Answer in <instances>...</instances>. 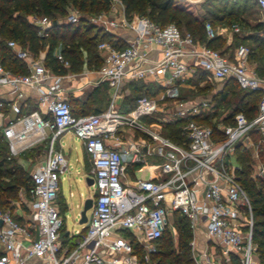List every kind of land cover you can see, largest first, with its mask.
I'll return each mask as SVG.
<instances>
[{"label": "built area", "instance_id": "2783aa9c", "mask_svg": "<svg viewBox=\"0 0 264 264\" xmlns=\"http://www.w3.org/2000/svg\"><path fill=\"white\" fill-rule=\"evenodd\" d=\"M253 2L261 26L248 34L264 40V0ZM109 3L107 11L87 17L89 23L112 37L111 43L96 45L101 63L94 70V82L105 84L112 93L108 106L100 112L74 116L61 96V77L44 86L48 74L41 61L16 42H7L27 68L26 74H12L0 64V85L16 92L11 111L19 113L20 87L26 86L38 91V103L46 114L43 117L31 111L2 128L9 155L14 156L18 144L32 134L39 140L47 130L51 142L45 159L30 174L28 216L18 222L8 209L0 207V264H150L149 255L155 252L157 240L169 228L175 211L186 218L193 238L195 228L200 227L206 241L220 248L222 264H230L231 257L238 264H258L251 241L249 200L238 183L235 171L239 167L229 159L233 158L235 143H244L250 131L264 136V80L248 70V48L237 45L230 59L199 44L174 24L160 26L136 15L126 19L120 0ZM69 12L65 22L76 23L78 13ZM32 23L42 36L52 22L39 17ZM225 30L219 27L216 32L209 23L204 24L207 40ZM230 30L234 35L242 34L236 23ZM123 32L129 35L123 36ZM56 59L68 67L59 53ZM196 68L209 80L232 79L242 89L260 91L255 116L248 120L242 113L234 114L231 124L221 125L218 138L212 129L197 124L196 118L210 104L203 99L179 98L180 88L192 79ZM136 81L155 83L158 91L153 96L138 97L128 112H118L113 99L122 93L124 85ZM143 118L153 121L147 123ZM177 121L182 122L184 134L179 144L160 132L163 124ZM66 131L81 141L89 158L87 177L92 180L93 195L82 230L74 235L65 232L62 237L63 218L56 198L58 176L67 170V161L63 152L52 148V141ZM148 158L154 162L146 164ZM251 158L254 167L250 176L264 180V167L257 154ZM128 164L145 165L153 174L125 182ZM135 245L142 256L135 254ZM207 250L205 245L193 257L194 264H215Z\"/></svg>", "mask_w": 264, "mask_h": 264}, {"label": "trees", "instance_id": "16d2710c", "mask_svg": "<svg viewBox=\"0 0 264 264\" xmlns=\"http://www.w3.org/2000/svg\"><path fill=\"white\" fill-rule=\"evenodd\" d=\"M124 7V16L130 19L132 16H145L154 23L164 26L166 24H174L178 29L188 32L192 38L200 43H204L208 47L220 42L217 36L212 39H206L204 33V24L208 23L203 15H198L192 10V5L184 0H120ZM221 1V0H219ZM110 0H0V64L2 67L12 74H26L27 68L25 63L16 58L12 50L7 46L8 41L16 42L21 49L25 50L31 57L35 58L39 51L45 50L43 64L52 73L63 75L64 67L56 59L55 52L58 51L61 57L68 62L67 69L71 72L80 71L84 63L87 69H97L101 63L100 57L96 51V45L102 41H111L112 37L103 32L101 28L89 23L87 17L97 12H105L110 7ZM209 2H217V0H209ZM227 2L224 1V4ZM254 6L253 0H250ZM255 7V6H254ZM245 9V7H243ZM68 10H75L79 15L76 23H66L64 20ZM220 8H218V12ZM222 15L210 13L208 10L205 14L210 18L209 24L213 27L239 24L241 19L238 11L231 9L227 12L221 10ZM46 17L50 21H57L55 25H51L42 36L37 34V28L27 21V17ZM247 24V23H246ZM240 25V24H239ZM246 26L245 24H242ZM261 24L252 25L253 31H257ZM234 41L239 43L250 42L251 47L260 50V56L257 58L254 52H250L249 56L263 60L264 40L256 34L246 37L234 36ZM236 45V46H237ZM235 46V47H236ZM227 49V47H225ZM249 48V47H248ZM252 48V49H253ZM219 50L221 54L226 51ZM249 50V49H248ZM83 53V54H82ZM259 75L264 74V68L255 67ZM204 73L200 72L199 80L204 79ZM217 82L207 80L200 88L206 90L216 86ZM211 86V87H209ZM128 87L134 93V102L141 96H149L153 93L152 86L142 85L139 82H129ZM154 87V86H153ZM199 88V87H198ZM197 89V88H195ZM243 90L237 99L236 108L231 115H228L222 122L224 124L232 123V116L236 113H242L248 120L253 118L257 111V104L261 96V92L257 90L242 89L234 80H228L219 89L213 93L215 106L224 101L227 95L236 93V90ZM158 90V88H157ZM185 92L180 89L179 98L186 99ZM131 99L124 98L123 103L129 102ZM257 103V104H256ZM256 104V105H255ZM123 105V104H122ZM124 106V105H123ZM122 107V106H121ZM72 113V110H71ZM97 113V112H95ZM18 115H21L19 113ZM181 121L165 124L168 133L165 134L174 143L184 141V134L181 130ZM258 133L250 131L249 134ZM251 154L249 150L238 142L233 148V160L238 165L235 171L238 177V183L244 189L250 204L251 210V241L255 245V255L259 264H264V180L260 178H252L251 175ZM9 155L7 142L0 132V207L6 208L9 198H16L18 189L27 190L30 185V176L26 181L21 180L22 168L13 162ZM15 163V164H14ZM264 167V161H263ZM173 228L177 233L178 242L175 248L170 244L168 229H165L156 243V250L151 259L154 264H193L189 255L187 239L190 238V228L186 218L175 211L172 213ZM61 236H63L60 231ZM134 249L139 253L140 248L135 245ZM167 259V262L165 261ZM230 264H238L231 257Z\"/></svg>", "mask_w": 264, "mask_h": 264}, {"label": "crops", "instance_id": "0c3cea01", "mask_svg": "<svg viewBox=\"0 0 264 264\" xmlns=\"http://www.w3.org/2000/svg\"><path fill=\"white\" fill-rule=\"evenodd\" d=\"M73 11H75V10H73ZM34 18L35 17L28 16L26 19L29 23H31L33 25L32 22L34 21ZM61 21L65 22V20H61V19H59L58 22L57 21L56 22L60 23ZM56 22H55V24H56ZM257 23H259V18L256 19V22H254L252 25H255ZM51 25H53V24L51 23ZM248 27L246 26V29H248L247 31H244L243 29H241L242 27H240L242 34L238 35V37L242 38V37L249 36L248 32L253 31V29H251L252 26H250V29ZM122 35L127 36V35H129V33L123 32ZM223 36L226 37L225 38V47H227L224 54L226 56H228L230 59H232V53H233L234 47L231 49L230 46L233 43L231 41L234 38V36L230 35V33H228V32H223L220 37H223ZM230 42H231V44H230ZM198 43L204 44V43H200V42H198ZM239 44H242V43H239ZM242 45H244V44H242ZM45 50L46 49L39 51L38 54L35 56V59L41 61L42 64H43V58L45 55ZM57 53H59V52L56 51L55 54H57ZM248 59L249 58L247 56V62H248ZM187 64L191 65L192 63L190 61H188ZM43 66H44V64H43ZM44 68L47 70V74H48V78L45 80L44 86H48L49 84H51L53 82V80L55 79V77H57V76L61 77V79L59 81L60 88H61V96L70 105V108L72 110V114L74 116L100 112L108 106L110 99L112 98L111 90H109L106 87V85L103 83L102 84H95L94 81L96 79V76H95L94 69H87L84 63L82 64L80 71L71 72L66 68L65 73L63 75L54 74L45 66H44ZM247 68H248V66H247ZM248 70L251 71L249 68H248ZM200 72H202V70L196 68L195 74L192 77V79H190L186 83V85L182 86V88H180L182 91L185 92V94L188 95V93L195 91V88L202 86L207 80H209L208 78H206L205 73L203 76L204 79L199 80L198 75ZM251 73H253V72L251 71ZM253 74L256 77H258V74H255V73H253ZM229 80H231V79H229ZM261 80H263V79H261ZM211 81H212V79H211ZM226 81H228V80H226ZM226 81L222 80V81H215V82H217L219 85H223ZM136 82H139L143 85V83L140 81H136ZM144 85H146V86L149 85V87H150V85L154 86L153 93H151L152 96L155 95L156 92L158 91L157 90L158 85L155 83H148V84H144ZM20 89L22 91V98L18 99L17 103L19 104V113H21V115H18L19 113L14 114L10 109L12 102H14L13 100L15 99L16 92L11 90L7 86H1L0 85V103L2 104L0 106V132L1 133H2L3 127L7 126L9 123H16V121L21 116L26 115L31 111H38L41 114V116L46 117L44 108L40 107V105L38 103V97H39L38 91L35 89H32V88L26 87V86H21ZM122 90H123L122 93L118 94V96H116L113 99L114 105H115V107H117V111L121 112V113L122 112H128L129 110H131V108L125 109V106L122 105L123 99L126 98V96L131 91L130 88L128 87V84L126 86L124 85ZM151 95H149V96H151ZM102 96L104 98L107 97V101H106V99H105V101L103 99H101ZM210 98H211V96L209 98H206V99L195 97V99L198 101L200 99L206 100L210 104L211 110H214L216 108L214 106V103L212 102V99H210ZM186 99L190 100V99H194V97H186ZM225 117H227V115L222 116L221 125L224 124L222 122V119H224ZM15 128H18V124H15ZM45 134L46 135L42 139H39V140L36 139L35 134L27 136L23 142L18 144L19 145L18 152L13 156V157L17 158V157L21 156V154L24 152L31 153V151H36L37 155L35 157L39 158L37 163L32 165L28 161L29 160L28 157H24V158H17L16 159L17 165H19L22 168L25 165L26 166L32 165V166L36 167L41 162H43V160L45 159L47 150L50 146V142H51L50 133L47 130H45ZM72 137H73V134L70 131H66V132L59 134L57 137H55L53 139L52 148L54 150H59V151L63 152L64 156L66 157V160L69 159V157L72 153H75L74 159L76 161H81V167L83 168L84 172L86 173V174H84L85 178H86L88 173H89V170H90L89 158L85 154L83 145H82L80 140L79 141H80L81 155L79 156L77 154L76 151L78 150V147L76 144L73 143ZM229 159H230L231 163L236 164L232 157H230ZM148 162H150V164H151L154 162V159L148 158L146 164H149ZM128 165L132 169V173L134 176L133 179H135V178H147L153 174L152 170L147 168L145 165H141V164H128ZM67 167H68V161H67ZM123 180L125 182L132 181L131 179L127 178L126 175H125V178ZM69 196H70V193H69ZM88 198L92 199V196H89ZM22 199H21V202H23L24 205L22 206L21 210L17 208V209L10 211V208L6 207V209H8L10 211L11 215L14 218H16L17 220H19L20 222H23V220L28 216V212H29L30 200H29L28 193H26L25 191H24ZM56 202H57L58 207H59L60 212H61L65 208V202L66 201L61 196L60 189L57 190ZM31 233H32V236L34 237L35 233L34 232H31ZM203 242L208 247L207 251H208L209 255H211V257H213L214 260L216 261L215 264H218V262H219V264H222L223 259H222L221 253L218 252L219 254L218 253L214 254V252H213L214 247H213V245L209 244L206 241V238ZM213 254L215 256H213ZM254 260H256L258 262V259L256 256H255Z\"/></svg>", "mask_w": 264, "mask_h": 264}, {"label": "rangeland", "instance_id": "374dc122", "mask_svg": "<svg viewBox=\"0 0 264 264\" xmlns=\"http://www.w3.org/2000/svg\"><path fill=\"white\" fill-rule=\"evenodd\" d=\"M186 1V0H184ZM224 1L226 0H217V2H209V0H200L198 2L195 3H191L188 2L189 4L192 5V10L198 14V15H203L205 17L206 22L209 23L210 18L207 16V14H205V11H209L210 13L213 14H218V15H222L221 10L223 12H227V10L231 9L234 11H238L239 13V17L241 19L240 21V27H242L241 29H243L244 31H247L248 29H246V26L250 29V26H252V24L254 22H256V19L260 18V14L258 12V10L256 9V7L252 6V4L250 3V0H227V2L224 4ZM243 7H245V9H243ZM218 8H220V11L218 12ZM71 10H68V12ZM70 13V12H69ZM101 12H97L94 13L92 15L93 18L97 17ZM68 14V13H67ZM77 17L79 18L80 16L82 17V15L76 14ZM35 18H39V17H35ZM135 21H132V24H134ZM248 23V24H246ZM234 24V23H233ZM245 24L246 26L242 25ZM232 25V24H231ZM231 25H225L222 27H225V32L230 33V35L236 36L234 34H232L231 32ZM210 26L217 32L218 28L221 26H215L213 27L211 24ZM221 35H219L218 37L220 38V42H217L216 44L213 45V49L217 50V51H221L226 49L225 48V38L226 37H220ZM102 42H108L111 43V41H107V39L105 41ZM232 45L230 46V48L232 49L233 47H235L237 45V42L234 41V39H232ZM230 42V44H231ZM245 46H247V48L249 49L248 51V62H247V66L248 68L255 74H258L255 70L256 66H262L264 68V59L263 60H257V58L260 56V50H255L253 47H251V43L250 42H244L242 43ZM122 46V45H121ZM253 48V49H252ZM254 52L253 54H255V58L250 59L251 57L249 56L250 52ZM83 54V53H82ZM262 54H264V51H262ZM95 70V69H94ZM258 77L260 79L264 80V74L259 75ZM221 85H219L217 83L216 86H212V88H207L206 90H198V89H202V87L195 89V91L185 94V96L187 97H197V98H209L211 96V98H213V93L216 89H219ZM211 87V86H209ZM152 88H154L152 86ZM236 90V93L234 94H229L226 96V98L224 99V101L218 103L217 106H215L216 109L211 110V108H209L208 110H204L202 111L199 116L197 117V119L195 120L197 124L199 125H203L206 127H209L210 129L213 130L214 136L215 138L220 137V130L219 128L221 127V118L222 116H228L231 115L234 112V109L236 108V104H237V99L238 96L241 93H243V90ZM190 94V95H189ZM134 93L132 91L129 92V94L126 96L127 99H131L129 102H125L123 103V105L125 106V109H128L130 106H132V103L134 102V99L132 100V98H134ZM210 98V99H211ZM101 99H103L105 101H107V97H101ZM213 100V99H212ZM124 101V99H123ZM213 102V101H212ZM214 103V102H213ZM257 104V103H256ZM255 104V105H256ZM145 122H151L153 121L152 119L149 118H143L142 119ZM165 124H163L160 127V132L165 135L166 133H168V128L166 126H164ZM125 133H127L125 131ZM121 135V134H120ZM248 135V141L244 140L245 142H239L244 149L249 150L251 156L254 155V153L257 154V161L262 164L264 161V136H262L260 133H253V134H247ZM122 136V135H121ZM120 138V136H118ZM128 137V136H127ZM73 138V143L77 145L78 150L76 151L77 154L80 156L81 155V149H80V141L75 138L74 136ZM37 155L36 151H31V153H27L24 152L21 154V156L17 157V158H24V157H28V161L30 162V164H36L39 158H36L35 156ZM75 153H72L69 157L68 160V167L67 170L60 173L58 176V189H60V193L61 196L64 198L65 202V208L61 211V215L63 218V225L61 228V232L64 235L65 232H68L71 235H74L75 231H81L82 227L84 225L79 224L78 223V219H79V212L81 209V205L82 202L88 198L89 196L93 195V188L90 186H87L84 179H85V175L86 174L83 170V168L81 167V161H76L74 159ZM12 161L15 162L16 161V157L11 156ZM66 158V157H65ZM126 160V159H124ZM150 164V162H148ZM15 164V163H14ZM24 166L22 168V175H21V180L22 181H26V179H29V176L32 172V170L34 169L35 166ZM263 165V164H262ZM251 171H253V167H254V163L251 161ZM124 173L127 176V178L129 179H133V173H132V169L129 167V165H126L124 168ZM252 173V172H251ZM22 187V186H21ZM19 188L18 192H17V196L16 198H9L7 203H6V207L10 208L11 210L14 209H22V206L24 205L23 202H21V199L23 198V194H24V188ZM70 193V196H69ZM23 200V199H22ZM18 206V207H17ZM90 213V210L86 211V215L88 216ZM18 222H20L18 220ZM190 230V238L187 239V245L189 248V255L190 258L192 259V262L194 264L193 261V257L196 256L197 254H200L202 252V250L205 247L204 244V240H205V234L202 231V229L200 227L195 228L194 230V238L192 237V230ZM168 234H169V239H170V244L172 246V248H175L178 242V238H177V233L175 231V229L173 228V224H172V218L170 220V224H169V228H168ZM123 236H127L126 234H123ZM121 235V236H122ZM63 237V236H62ZM192 243V244H191ZM213 252L215 253H220V248L216 245H213ZM134 252L136 255L138 256H142V252L139 251V253H137L138 251H136L134 249ZM218 253V254H219ZM213 254V256H215ZM153 256V254L149 255V263L150 264H154V261L151 259V257ZM167 262V259L165 260ZM216 262V261H213Z\"/></svg>", "mask_w": 264, "mask_h": 264}, {"label": "water", "instance_id": "95a60500", "mask_svg": "<svg viewBox=\"0 0 264 264\" xmlns=\"http://www.w3.org/2000/svg\"><path fill=\"white\" fill-rule=\"evenodd\" d=\"M52 24L54 25L55 22L52 21ZM85 183L87 186H90L91 183H92V180L91 178H88L86 177L84 179ZM91 204H92V199L91 198H86L83 202H82V205H81V209H80V212H79V219H78V223L79 224H84L86 222V211L88 209H90L91 207ZM0 225H1V222H0Z\"/></svg>", "mask_w": 264, "mask_h": 264}]
</instances>
